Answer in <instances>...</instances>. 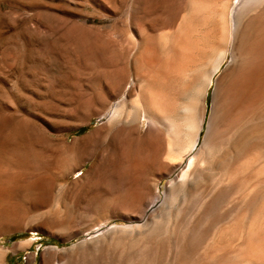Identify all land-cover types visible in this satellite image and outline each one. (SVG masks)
<instances>
[{"label":"rangeland","instance_id":"374dc122","mask_svg":"<svg viewBox=\"0 0 264 264\" xmlns=\"http://www.w3.org/2000/svg\"><path fill=\"white\" fill-rule=\"evenodd\" d=\"M238 1L0 0V264H264V95L223 98L264 1Z\"/></svg>","mask_w":264,"mask_h":264},{"label":"bare ground","instance_id":"6f19581e","mask_svg":"<svg viewBox=\"0 0 264 264\" xmlns=\"http://www.w3.org/2000/svg\"><path fill=\"white\" fill-rule=\"evenodd\" d=\"M264 0H239V9L237 10L238 14H246L250 13L252 11V8L254 7L257 10V7L260 3L263 4ZM260 2V3H259ZM263 6V5H262ZM258 12V11H257ZM252 14V13H251ZM261 16L264 15V7L260 9L259 14ZM260 19V20H261ZM257 20V18H256ZM237 17L235 14V27L237 26ZM264 22V19H263ZM260 25V24H259ZM259 27V26H258ZM261 27V26H260ZM239 29V28H238ZM237 29V30H238ZM257 29V28H256ZM261 30V29H258ZM236 34V33H235ZM234 34V35H235ZM240 34V33H239ZM252 34V33H251ZM238 35V34H237ZM243 35V34H242ZM169 37V36H168ZM164 40V38H163ZM238 40V38H237ZM250 41V40H249ZM234 42V41H233ZM243 42V41H242ZM236 43V42H235ZM234 43V44H235ZM237 44V43H236ZM239 44V43H238ZM244 44V43H243ZM247 45V44H246ZM245 46V44H244ZM228 48V47H225ZM228 50V49H227ZM224 52V50H222ZM223 52H221L223 54ZM225 53V52H224ZM227 53V52H226ZM227 54H224L223 59H226ZM221 59H222V55ZM220 59V57H219ZM222 59V60H223ZM218 60V59H217ZM220 60H218L219 62ZM216 61L215 65L218 64ZM231 76L230 80L228 81L225 90L223 92V98L227 105V109L231 115V118H236L241 115H245V112L253 109L254 107H257L258 100L264 95V33H261L258 35V37L255 39L253 43H251L246 48L240 49L236 48L235 46L232 49L231 52ZM215 67V66H214ZM213 67V68H214ZM221 68V64L217 66V68L214 70V74L217 73ZM229 71V70H228ZM210 73V72H209ZM212 73V72H211ZM212 73V74H213ZM211 74V75H212ZM213 74V75H214ZM227 74V73H226ZM210 78H212L209 75ZM208 77V79H210ZM226 77V76H225ZM209 81V80H208ZM209 86L211 84V81H209ZM208 83V82H207ZM115 84V83H114ZM208 85V84H207ZM224 85V84H223ZM205 87V86H204ZM208 87V86H207ZM206 88V87H205ZM204 88V89H205ZM113 89V88H112ZM207 89V88H206ZM206 92V90H204ZM204 96V95H203ZM222 97V96H221ZM146 100V99H145ZM124 104V103H122ZM204 105V104H203ZM224 105V104H223ZM120 106V105H119ZM122 106V105H121ZM222 108V107H221ZM132 110V109H131ZM130 112V111H129ZM134 113V112H133ZM145 113V112H144ZM248 114V113H247ZM121 115V114H120ZM226 115V114H225ZM119 116V115H118ZM138 116V115H137ZM114 117V116H113ZM144 119H146V115L142 116ZM243 117V116H242ZM224 118V117H223ZM241 118V117H240ZM246 118V116H245ZM117 120V119H116ZM236 120H239L236 119ZM234 124V123H233ZM150 125V124H149ZM236 126V125H235ZM264 134V133H263ZM66 137V135H65ZM264 137V136H263ZM260 138V137H259ZM257 138V139H259ZM67 139V138H66ZM66 139H64L65 143ZM264 139V138H262ZM63 140V139H62ZM199 139L194 143L193 148H196L198 146ZM264 141V140H263ZM69 144V143H68ZM65 145V144H64ZM67 146V144H66ZM70 146V145H69ZM118 148V147H117ZM261 148V146H260ZM75 149V148H74ZM85 147H83V150ZM126 150V148L124 147ZM191 149V148H190ZM189 150V149H187ZM193 150V149H192ZM139 154L143 158H146L147 156L151 155V159L148 163L149 166H152L154 164H158L160 167L162 166V161L160 160V154L161 151L159 149H154V146L152 144V139L150 135V130L147 131L145 134H141L139 137V147H138ZM179 151V150H178ZM125 152V151H124ZM173 152V151H172ZM183 152V154H182ZM180 154L177 153L176 156L178 159L184 158V156L187 154V151H182ZM169 153V152H168ZM186 153V154H185ZM190 153V152H189ZM124 154V153H122ZM121 154V156H122ZM131 155V154H130ZM173 155V154H172ZM175 156V157H176ZM127 157V156H126ZM130 157V156H129ZM125 158V157H124ZM131 158V157H130ZM149 158V157H147ZM128 160V159H127ZM130 160V159H129ZM195 160V159H194ZM142 161V160H141ZM181 161V160H180ZM137 162V161H136ZM134 162V163H136ZM140 162V160H139ZM144 162V161H143ZM133 163V164H134ZM145 163V164H147ZM194 164L193 159L191 160V163L188 165L190 169L192 168V165ZM84 165V163H83ZM139 165V163H138ZM147 165V166H148ZM141 169L144 166L142 163L139 165ZM157 166V165H156ZM82 167V166H81ZM138 167V166H137ZM197 167V166H196ZM138 167V170L140 169ZM137 169V168H136ZM188 169V168H187ZM188 169V170H190ZM133 170V169H132ZM194 170V169H193ZM188 172V171H185ZM184 172V173H185ZM193 172V171H192ZM143 173V172H142ZM145 173V172H144ZM183 173V175H184ZM133 174V172H132ZM141 174V173H140ZM146 174V173H145ZM144 174V175H145ZM187 174V173H186ZM131 175V174H130ZM137 176L131 175V180L134 181V183L137 182ZM142 178V177H141ZM184 180V179H183ZM144 181V180H143ZM183 182V181H182ZM185 182V181H184ZM133 185V183H132ZM140 185V183H139ZM144 185V184H143ZM132 187V186H131ZM261 187V186H260ZM140 188V187H139ZM138 188V189H139ZM145 188V187H144ZM137 189V188H136ZM142 189V188H141ZM147 189V188H146ZM145 190V189H144ZM144 190H141L140 193L137 195L139 199L144 198ZM169 201V200H168Z\"/></svg>","mask_w":264,"mask_h":264}]
</instances>
